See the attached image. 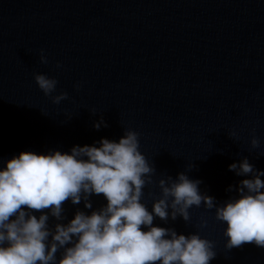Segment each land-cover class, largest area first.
I'll return each instance as SVG.
<instances>
[{
  "label": "water",
  "instance_id": "95a60500",
  "mask_svg": "<svg viewBox=\"0 0 264 264\" xmlns=\"http://www.w3.org/2000/svg\"><path fill=\"white\" fill-rule=\"evenodd\" d=\"M35 74L55 78V92L45 96ZM61 92L67 99L53 104ZM101 117L107 127L97 130ZM126 130L154 169L141 200L149 212L159 181L179 173L222 206L248 178L230 164L247 158L264 171V0H0V166ZM88 202L64 201L49 226L106 205L103 194ZM188 211L189 221L154 217L153 226L211 241L209 264H264V248H225L215 207Z\"/></svg>",
  "mask_w": 264,
  "mask_h": 264
},
{
  "label": "clouds",
  "instance_id": "9594fccd",
  "mask_svg": "<svg viewBox=\"0 0 264 264\" xmlns=\"http://www.w3.org/2000/svg\"><path fill=\"white\" fill-rule=\"evenodd\" d=\"M39 59L48 62L43 51ZM34 80L45 96L55 92V78L35 74ZM65 99L67 93L61 92L52 103ZM101 126L107 127L102 117L93 123L97 130ZM250 143L259 146L256 138ZM228 168L248 178L222 206L201 194V181L179 173L175 180L159 181L161 198L149 212L141 200L154 169L138 150L134 131L126 130L117 141L102 138L74 146L67 153L21 152L0 166V264H209L216 256L211 241L153 226L154 217L167 221L179 215L189 221L188 209L202 202L207 209L215 207L216 219L225 224L226 249L244 244L264 248V171L247 158ZM99 194L106 200L101 209L87 215L77 211L67 224L49 226V216L63 219L64 201L79 204L83 198L84 207L91 209L88 197Z\"/></svg>",
  "mask_w": 264,
  "mask_h": 264
}]
</instances>
